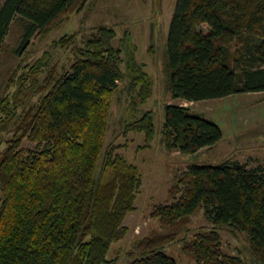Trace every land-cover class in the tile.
<instances>
[{"label":"trees","instance_id":"trees-1","mask_svg":"<svg viewBox=\"0 0 264 264\" xmlns=\"http://www.w3.org/2000/svg\"><path fill=\"white\" fill-rule=\"evenodd\" d=\"M90 1H0V49L14 20L20 56L31 39L45 38ZM115 37L108 25L80 43L64 34L11 72L0 95V264H114L107 254L126 236L124 222L142 185L119 145H103L119 81L127 80L130 98L124 134H144L138 150L155 137L152 111L137 114L153 95V80L135 46L115 47ZM67 48L70 58L59 66L50 49ZM164 68L172 99L264 92V0H176ZM160 133L162 148L181 154L212 148L223 137L215 121L173 103L164 104ZM24 138L43 146L22 149ZM199 211L211 229L185 242L184 255L196 264H244L221 249L219 230L227 228L245 233L251 255L264 264V165L239 161L193 163L176 176L168 201L154 207L166 230L137 240L130 264H177L162 249Z\"/></svg>","mask_w":264,"mask_h":264},{"label":"rangeland","instance_id":"rangeland-1","mask_svg":"<svg viewBox=\"0 0 264 264\" xmlns=\"http://www.w3.org/2000/svg\"><path fill=\"white\" fill-rule=\"evenodd\" d=\"M2 1V0H0ZM176 0H91L83 11L74 13L69 20L52 29L43 38H33L28 48L19 56L16 48L20 39V23L12 22L5 45L0 49V95L13 69L21 61L30 65L42 52L50 48L53 40L64 34H75L79 42L93 28L108 25L116 32L112 44L123 50L136 48V58L143 63L145 71L153 80V95L137 107V114L151 110L154 116L155 137L151 147L137 149L144 143V134L128 132L124 134V120L130 98L127 97V80L119 81L111 98V113L103 140L104 147L119 145L118 152L130 163L136 165L142 178V185L135 201L136 209L129 213L124 224L128 227L126 236L113 242L107 254L114 264H130V253L134 243L152 232H163V227L154 207L168 201V190L174 178L180 176L188 165L213 164L221 161H239L249 168L264 165V92L237 93L223 98L189 102L172 99L167 89L165 74V49L167 32ZM152 31V33H151ZM154 44L155 53H149L150 43ZM54 61L63 65L70 58V48L50 49ZM182 104L191 111L215 121L223 131V137L209 149L196 153L181 154L178 150L166 151L160 144V128L164 120V104ZM133 119L132 116H130ZM37 146L24 138L21 147L25 150L38 151ZM2 147V146H1ZM177 239L167 244L162 251L174 258L177 264H196L184 255L182 246L195 233L210 230V221L203 211L189 217ZM221 249L224 253L238 256L244 264H261L251 255L245 233L220 229Z\"/></svg>","mask_w":264,"mask_h":264},{"label":"crops","instance_id":"crops-1","mask_svg":"<svg viewBox=\"0 0 264 264\" xmlns=\"http://www.w3.org/2000/svg\"><path fill=\"white\" fill-rule=\"evenodd\" d=\"M151 33H152V31H151ZM252 93H255V92H252ZM262 93V92H261ZM182 105V104H181Z\"/></svg>","mask_w":264,"mask_h":264}]
</instances>
